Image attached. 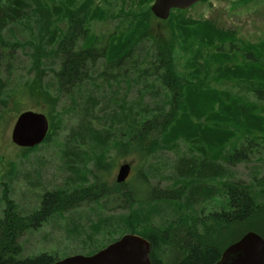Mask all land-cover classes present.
I'll return each instance as SVG.
<instances>
[{"label":"rangeland","instance_id":"rangeland-1","mask_svg":"<svg viewBox=\"0 0 264 264\" xmlns=\"http://www.w3.org/2000/svg\"><path fill=\"white\" fill-rule=\"evenodd\" d=\"M24 2L18 18L7 16L8 21L2 22L8 5L0 0V75L6 84L0 108V116L3 112L6 116L0 119V219L10 203L20 215H32L46 192L68 195L82 190L81 195L87 196L85 190L92 187L95 195L99 178L119 192L116 186L122 184L117 178L124 164L133 167L131 184L143 179L147 191L179 195L174 201L144 200L147 203L132 207L114 194L102 199L95 195V201L81 198L74 204L79 207L54 215L39 231L25 232L19 239V258L90 256L131 232L228 212V182L247 184L254 201L264 203L260 183L264 102L253 95L264 89V0H209L173 14L165 23L152 14L154 0ZM78 11L80 18L91 20L90 39L115 34L109 48L116 58L132 50L140 55L141 64L130 75L107 83L110 75L102 58L85 85L66 95L56 79L60 63L53 55V42L68 31L71 16ZM147 13L152 15L149 22ZM47 15L51 26L45 25ZM142 26L150 27V33ZM90 43L95 41H85ZM35 46L42 51L41 80L34 68ZM162 47L170 58L168 79L179 82L182 101L173 128L162 136L158 150L144 159L131 149L126 153L124 144L145 122L171 108L170 94L176 92L154 77L160 78L162 69L151 80L144 74L151 54ZM247 49L255 51L253 66L245 62ZM27 111L44 113L51 124L50 142L30 152L15 146L11 138L18 117ZM256 118L261 125H254ZM249 132L263 148H256L247 161H231ZM210 167L212 174L205 172ZM248 232L264 238V221L249 220L232 227L228 238L219 237L232 243ZM161 255L166 257L165 251L158 258Z\"/></svg>","mask_w":264,"mask_h":264},{"label":"trees","instance_id":"trees-1","mask_svg":"<svg viewBox=\"0 0 264 264\" xmlns=\"http://www.w3.org/2000/svg\"><path fill=\"white\" fill-rule=\"evenodd\" d=\"M4 1L7 3L8 8H4V13L6 15L1 19L2 22L8 21L7 16L15 15V17L18 18L20 13L25 10L26 3L24 0ZM122 5H125L124 1ZM187 11L174 10L168 21L171 20L173 14ZM80 14L81 12L78 11L71 16L72 19L68 31L62 35L58 43L55 40L53 42V55L60 63L59 70L56 73V79L60 92L66 95H72L78 92L85 85L90 79L92 69L102 58L106 60L107 73L110 75L107 83H109L112 78L115 79L119 75H126L128 73L130 75V72L138 70L141 64L140 55L132 50H128L126 53L123 52V55L120 54L121 56L119 55L118 58H116L117 55L112 53L109 48L112 35L115 34L110 33V36L90 39L91 30H89L88 26L91 20L87 22L86 18H80ZM68 15L70 17L69 13ZM144 16L146 18L145 22H149L152 17L150 13ZM14 21H16V19ZM165 22L167 21H164V23ZM51 24V17L47 15L45 25L51 26ZM140 29L144 31L148 30V33H150V27L148 26H142ZM147 37L149 36L147 35ZM87 39L94 40L95 44L91 45L90 43L91 46H89V44L85 45ZM98 41L100 42L99 44H97ZM113 46H115V42ZM35 49L37 50V54L35 56L34 68L38 74L39 80H41V76L44 74L42 69V51L38 50L36 46ZM163 50H165V47L159 50L156 49V52L151 54L152 62L148 65L144 74L146 80H151L153 78V73L156 75L158 69H162L163 73L161 77H154H156L159 83H168L172 91L176 92L175 95L170 94L172 97L171 108L169 111L145 122L137 132L133 134L130 142L124 144L126 153L131 149L133 153L138 154L144 159H148L158 150L162 136L164 134L166 135L170 129L173 128L182 101V92L180 93L178 88L179 82H173L171 79H168V77L171 76L170 58L168 54H165L167 50L165 52H163ZM247 51L249 52L245 53V62L253 66L257 61L255 51L253 49H247ZM47 55L49 54H45L44 57ZM1 58L2 56L0 55V65ZM148 72L150 74L147 75ZM251 74L255 75L256 72L253 71ZM1 76L2 75H0V108L2 109L1 106L4 97L2 92L6 84L4 78ZM253 95L259 102H264V89L254 91ZM174 98L178 99L179 102L177 104L174 103ZM5 118L6 116L3 112L0 119ZM261 121V119L256 118L254 125H261ZM255 131L258 130L256 129ZM248 134L249 136L246 138L244 145L231 156V161L235 163L247 161L256 148H263V144L257 142L254 138L252 139V137H250V132ZM50 139L51 127L44 143L50 142ZM34 149L25 150L30 152ZM210 171L211 174L214 172L211 167L205 170L206 173ZM101 180L102 178H99L94 186L98 187L99 191L95 195L98 196L99 199L105 198L108 194H114L125 204H129V207L147 203L144 202V200L148 202L174 201L179 195V193L170 190L150 189L147 191L145 187H147L148 184L147 181L143 179L137 183L131 184L127 181L122 185L116 186L119 187L118 190L121 189V191L116 192L115 189L109 186L106 180ZM260 183L264 186V178L260 180ZM91 189L92 187H89L85 190V193L88 194L87 196L81 195L82 190L68 195L60 191L46 192L43 195L40 208L29 216L20 215L15 211L12 203L8 204L5 217L0 219V264H54L59 261L60 259L48 255H41L28 259L19 258L22 252L19 239L25 232L39 231L42 229L54 215L59 213L64 214L66 211L74 209L76 206L79 207V204L75 206L74 204L79 203L81 198L95 201V195L92 193ZM226 189L229 199L228 212L211 213L207 216L196 218L193 221L191 220L192 222L189 221V224L174 222L164 229L154 226L152 229L145 230L144 232H131L128 234L142 236L151 243L152 252L150 259L152 264H216L220 260L224 250L230 244L240 239L238 238L232 243H227L226 240L219 237L220 234L226 239L231 235V228L234 226L246 222L249 223V220L254 221L255 224L264 221V203L257 204L254 201L247 184L228 182ZM195 197H199V194H196ZM104 248L105 247L102 249ZM161 251H165L166 257L161 255L162 258H158V254L161 253Z\"/></svg>","mask_w":264,"mask_h":264},{"label":"water","instance_id":"water-1","mask_svg":"<svg viewBox=\"0 0 264 264\" xmlns=\"http://www.w3.org/2000/svg\"><path fill=\"white\" fill-rule=\"evenodd\" d=\"M207 0H154L151 11L159 20L167 21L173 10H188ZM50 130V122L43 113H22L12 131V142L22 149L41 145ZM132 165L120 167L117 182L124 184L132 173ZM151 243L139 235L128 234L111 243L94 255H75L54 264H152ZM216 264H264V238L256 232H248L230 244Z\"/></svg>","mask_w":264,"mask_h":264}]
</instances>
